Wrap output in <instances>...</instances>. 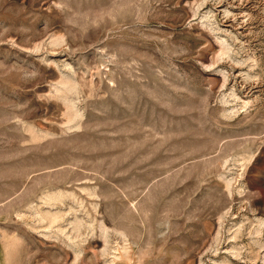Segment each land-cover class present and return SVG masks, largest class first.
Listing matches in <instances>:
<instances>
[{"label": "rangeland", "instance_id": "rangeland-1", "mask_svg": "<svg viewBox=\"0 0 264 264\" xmlns=\"http://www.w3.org/2000/svg\"><path fill=\"white\" fill-rule=\"evenodd\" d=\"M0 264H264V0H0Z\"/></svg>", "mask_w": 264, "mask_h": 264}, {"label": "bare ground", "instance_id": "bare-ground-1", "mask_svg": "<svg viewBox=\"0 0 264 264\" xmlns=\"http://www.w3.org/2000/svg\"><path fill=\"white\" fill-rule=\"evenodd\" d=\"M240 251V249H239ZM238 250L232 251L230 254L235 258H238L240 256V252Z\"/></svg>", "mask_w": 264, "mask_h": 264}]
</instances>
